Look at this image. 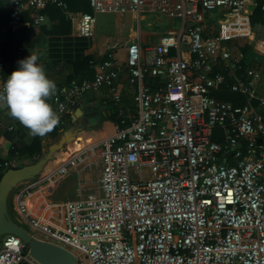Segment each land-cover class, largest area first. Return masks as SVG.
I'll use <instances>...</instances> for the list:
<instances>
[{
  "label": "built area",
  "instance_id": "2783aa9c",
  "mask_svg": "<svg viewBox=\"0 0 264 264\" xmlns=\"http://www.w3.org/2000/svg\"><path fill=\"white\" fill-rule=\"evenodd\" d=\"M7 1L11 10L0 43L5 33L20 31L26 12H33V27H40L48 20V6L67 9L65 0ZM89 1L91 13L69 15L74 37L92 39L99 14L138 19L154 14L180 19L181 25L156 42H130L124 65L110 54L93 78L57 87L48 102L62 122L91 91L108 88L118 104L115 85L125 66L135 86L134 110L120 111L112 133L18 184L15 212L32 231L48 237L37 238L60 242L78 264L82 258L88 264H264V65L233 75L230 89L245 96V104L214 95L227 84L215 72L217 64L223 61L233 70L242 59L227 41L247 37L264 56V39L254 38L250 23L260 1ZM214 12L221 14L216 33L205 25ZM25 57L26 47L19 45L16 61ZM5 67L0 57V78ZM88 152L100 159L97 190L54 202L60 224L32 216L30 197L84 162ZM0 264L38 263L18 235L5 234Z\"/></svg>",
  "mask_w": 264,
  "mask_h": 264
},
{
  "label": "crops",
  "instance_id": "0c3cea01",
  "mask_svg": "<svg viewBox=\"0 0 264 264\" xmlns=\"http://www.w3.org/2000/svg\"><path fill=\"white\" fill-rule=\"evenodd\" d=\"M87 3L89 4L88 7L90 11H84L79 6V8L75 11H71L68 8H61V16L55 14L51 17L47 14L48 20L46 24L40 27H32L26 34L24 44H22L26 47V57L30 54L36 55L38 57L37 63L43 65L46 75L50 79L54 80L56 86L59 88L69 87L73 81H77V79H75L72 80L70 84H67V81H69V77L72 74V68L69 63L71 58L68 56L71 54L72 50L71 46L63 48L62 40L64 38H77L73 36V27L69 15L91 13L92 8L90 6V1L87 0ZM212 15L213 14H210L206 17L205 25L207 28L215 25L214 22L216 21L212 19ZM134 18L136 17L131 14L97 15L95 36L92 39L83 41L85 45L81 47V54L89 57L91 62L95 64L94 70H96V66L100 63L99 61L103 57L110 54L113 55L117 62L124 65L127 54V46L130 42L140 40L143 45L150 44L158 41L160 35L172 29L169 28L165 31H151V29L141 30L130 27L128 30H125V24L132 22ZM167 19L169 20L170 25L173 20H177L180 27V19ZM25 25L26 23L24 22L23 26ZM251 29L256 40L264 39L263 33L260 32L261 35L257 36V31H254L252 26ZM211 31L212 33L215 32L214 29ZM65 55H67V57H65ZM17 67L18 65L15 54L13 61L8 63L6 68L15 70ZM230 74L233 76L235 71L230 69ZM4 82L5 80L2 76V78H0V90ZM115 87L116 93L120 96L119 106L123 108L124 111H130L131 107L134 106L133 97L135 93V86L130 83L128 70L125 66H123V70L119 74ZM115 105L114 94L108 88L88 92L79 100L76 109L80 107L83 108L84 113L87 116V121L85 123V130L77 137V140H80V137H82L83 140H80L81 143L75 147L79 149L80 147H86L88 141L99 140L113 132L114 123L108 120L107 117L110 115L111 109ZM76 109L69 118L68 127L71 125V118L75 114ZM0 111V127H3L4 123L10 120L11 115L9 114L6 106H0ZM9 129H11V127H9ZM27 137H30L29 131H27ZM23 140L25 139L23 138ZM44 142L45 139L43 140V145ZM10 148L11 141L6 139L0 132V158L6 159ZM7 162L13 163L15 161ZM48 164V166H50V163ZM80 164L81 163H77L74 167H72L68 174L59 175L53 180L50 190L53 192L51 199L54 202H63L65 200L74 199L77 197L79 192L83 190L92 191V187L90 186V182L88 181L86 175L81 173L87 165L84 164L81 166ZM39 196L42 195L38 194L35 197ZM51 205L53 204L51 203ZM42 207L45 208L43 205ZM44 208H42V210H44ZM32 216L42 217L46 221L56 225L60 223L61 219L60 213L58 220H52L51 217L49 215H45L44 212L34 213Z\"/></svg>",
  "mask_w": 264,
  "mask_h": 264
},
{
  "label": "trees",
  "instance_id": "16d2710c",
  "mask_svg": "<svg viewBox=\"0 0 264 264\" xmlns=\"http://www.w3.org/2000/svg\"><path fill=\"white\" fill-rule=\"evenodd\" d=\"M260 5L256 8L251 15V26L254 31H257V36H260L261 33H264V9H262V5L264 4V0H259ZM67 3V8L71 11H75L79 8V6L84 11H90L88 7L87 0H65ZM11 7L7 0H0V30L8 25V18ZM44 12L52 17V15L61 16L62 11L61 8L56 5L48 6ZM212 19L217 21L221 14L215 13L212 15ZM33 12H26L23 16V21L26 23L17 34H13L11 32H7L3 36V40L0 43V57L3 59L4 63L7 65L11 61H13L17 47L19 45L24 44L26 34L33 27ZM261 32V33H260ZM236 39H246V37H238L233 38L227 41V44L231 47V45H235L234 49L236 53L242 54V59L238 64L235 65L234 71L237 75H244L245 71L248 68L259 67L260 65H264V56L258 55L253 50V44L246 39L244 43H236ZM83 41L86 39L82 38H64L62 40L63 48L71 46V54L68 56L71 58L69 61L70 66L72 68V74L69 77V81L67 84H70L72 80H83V79H91L95 74L94 66L89 57L83 56L81 54V47L85 45ZM66 52V50H65ZM67 57V55H65ZM108 56L103 57L99 62L105 60ZM13 69L4 68L1 70V74L3 79L6 81L7 77ZM215 72L222 73L227 81L226 85H223L221 90L214 93L215 97L220 100L229 101L237 104H245L247 102V98L238 93L231 91L230 86L234 81L233 76L230 74V69L226 68V64L223 61H220L215 67ZM79 78V79H78ZM147 82L151 84L154 83L153 79L148 78ZM130 110H134V106L131 107ZM120 111H124L123 108L119 106V103L116 104L112 109L110 115H108L107 119L113 123H117L119 118ZM1 114V111H0ZM72 113L65 115L62 119V122H58L56 126L49 132L45 133L43 136L40 135H31L27 137V131L29 129L22 125L18 119H14L11 116L10 120L4 123L3 127H0L1 134L4 135L6 139L11 141V148L9 150V154L6 159L0 158V178L1 171L5 168V163L7 161H19V165H22L25 160L33 161L39 157L42 149H44L43 140L50 143L57 141L60 135V130L67 127L69 124V118ZM14 120V121H13ZM1 121V119H0ZM15 122V123H13ZM11 127V129H9ZM20 138V139H19ZM23 138L25 140H23ZM24 160V161H23ZM86 258L79 259V264H86Z\"/></svg>",
  "mask_w": 264,
  "mask_h": 264
},
{
  "label": "water",
  "instance_id": "95a60500",
  "mask_svg": "<svg viewBox=\"0 0 264 264\" xmlns=\"http://www.w3.org/2000/svg\"><path fill=\"white\" fill-rule=\"evenodd\" d=\"M83 117V120H82ZM87 116L83 108H77L71 118V125L60 130L57 141L51 143L34 162L4 168L0 178V237L5 234L18 235L29 248V254L38 264H78L77 257L68 249L34 236L29 230L17 223L9 214L8 200L14 187L23 181L38 177L57 152L75 142L85 130Z\"/></svg>",
  "mask_w": 264,
  "mask_h": 264
},
{
  "label": "clouds",
  "instance_id": "9594fccd",
  "mask_svg": "<svg viewBox=\"0 0 264 264\" xmlns=\"http://www.w3.org/2000/svg\"><path fill=\"white\" fill-rule=\"evenodd\" d=\"M38 57L30 54L17 61L18 67L8 75L0 90V106L29 129L31 135L43 136L57 125L58 114L48 102L57 86L50 79Z\"/></svg>",
  "mask_w": 264,
  "mask_h": 264
},
{
  "label": "rangeland",
  "instance_id": "374dc122",
  "mask_svg": "<svg viewBox=\"0 0 264 264\" xmlns=\"http://www.w3.org/2000/svg\"><path fill=\"white\" fill-rule=\"evenodd\" d=\"M211 14H215L211 13ZM215 25L210 26V31L212 29H217L219 28V24L216 22H214ZM130 27L135 28V29H141V30H150L151 31H165L169 28L172 29H176L179 27L178 21L177 20H173L172 24L170 25L169 20L163 16L160 15H154V14H146L144 15V17L142 19H138V18H134L132 20V22H129L127 24H125V30H128ZM264 36V33H263ZM242 38V37H241ZM247 40H249L246 37ZM246 39H236V43H244L246 41ZM235 45H231V48L234 49ZM80 140H83L82 137L79 138ZM80 140H76L75 142H72L68 145H66L62 150H60L59 152L56 153L55 155V159L50 163V166H46V168L44 169V171L41 173V175L47 173L48 171H50L51 169H53V167H56L57 165H59L63 160H65L66 158H68L71 153H75L77 151H79V148L75 147L76 145H79L81 143ZM93 142V140L88 141L87 145H90ZM51 144V143H50ZM49 142L45 141L44 142V149H47L48 146L50 145ZM84 162H81V166L86 164L87 167L85 169L82 170L81 173H83L84 175H86L88 181L90 182V186L92 187V191H96L99 183H100V177H101V171H100V159H99V155L97 153H92V152H88L85 156V158L83 159ZM24 161V160H23ZM33 161H24L23 164H27L30 162H34ZM18 162H14V166H18L19 164ZM53 182L41 187L39 190H37L29 199V210L31 214H36L38 212H44L45 215H49L51 217L52 220H58L59 217V213L61 215V210L56 209V207H54V205H51V203L53 204L54 201L51 199V195L53 194V192L50 190L51 186H52ZM16 190V187L13 188V190L11 191L10 195H9V200H8V211L10 216L17 221L20 225H22L23 227H27V225L23 222L22 218L17 214V212H15V209L13 207L14 203L12 202V196L14 194V191ZM90 190L87 191H82V192H89ZM41 194L42 196L39 197H35L36 195ZM38 205V206H37ZM45 206L44 207H42ZM42 208H44V210H42ZM48 212V214H47ZM31 233H33L35 236H41L43 238H48L46 235H42L39 232H35L32 230H29ZM57 244H59L57 242ZM86 264H88V262H85Z\"/></svg>",
  "mask_w": 264,
  "mask_h": 264
},
{
  "label": "bare ground",
  "instance_id": "6f19581e",
  "mask_svg": "<svg viewBox=\"0 0 264 264\" xmlns=\"http://www.w3.org/2000/svg\"><path fill=\"white\" fill-rule=\"evenodd\" d=\"M83 148H84V147H83ZM83 148L80 147L79 150H82ZM47 214H48V212H47ZM43 220H45V219H43ZM16 222H17V221H16ZM61 222H62V219H60V223H61ZM17 223H18V222H17ZM60 223H59V224H60ZM26 229H27V230H31L30 227H28V226L26 227ZM49 240H50V239H49ZM58 243H59V245H61L60 242H58ZM56 244H57V243H56Z\"/></svg>",
  "mask_w": 264,
  "mask_h": 264
}]
</instances>
